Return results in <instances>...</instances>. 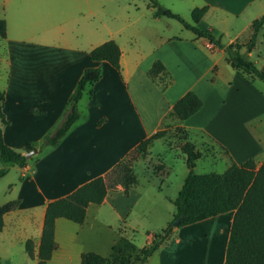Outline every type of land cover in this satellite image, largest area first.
<instances>
[{
  "label": "crops",
  "instance_id": "0c3cea01",
  "mask_svg": "<svg viewBox=\"0 0 264 264\" xmlns=\"http://www.w3.org/2000/svg\"><path fill=\"white\" fill-rule=\"evenodd\" d=\"M191 6H208L197 26L209 30L224 46L246 43L252 22L264 15V0H194ZM97 13V4L87 0H33L29 5L20 0H0V19L6 27V36L0 37V89L4 92L2 111L7 121L2 127V139L17 152L24 153L27 144L36 150L20 167L12 197L18 205L7 213L12 214L8 221L4 215L1 232L7 231L11 236L27 221L35 228V234L26 235L24 243L32 240L34 259L47 203L106 174L142 140L162 130L164 120H171L173 104L187 91H193L202 106L185 120L173 122L201 139L197 142L209 149L206 156L223 157L227 166L249 158L258 164L264 160V141L258 144L264 129V89L256 79L248 81L231 66L232 70L223 77V47L191 32L190 36H160L156 45L145 49L133 35L125 34L119 41L115 36L126 25L111 28L98 19ZM26 15L34 19L33 28L27 30L21 24ZM128 20L130 24V16ZM165 23L170 28V23ZM109 39L121 50L119 70L106 61L89 58L90 49ZM245 54L264 69L260 67L264 23L255 46ZM155 60L163 63L171 78L163 89L159 77L152 79L148 75ZM88 67L99 68L100 77L86 86L77 102L78 120L54 147L39 151L43 137L59 125L69 98ZM254 119L260 120V132L250 125ZM160 139L149 145L148 157ZM153 154L159 163L164 158L162 152ZM132 168L138 182L126 190H110L102 203L90 204L83 223L72 226L69 220L56 219V247L47 263L80 264L83 252L109 257L110 252L108 255L102 248L108 241L111 250L119 237L120 225L132 242L133 233L144 230V246L164 228L174 213L171 201L186 176L181 185L178 183L175 195H164L162 184L156 186V179L147 182L156 188L144 192L136 159ZM157 169L153 171L156 178L161 181L165 176L162 183L170 182L171 168L164 173L161 167ZM161 194L168 204L161 202ZM21 214H26L23 221ZM233 215L234 211H229L174 228L143 264H224Z\"/></svg>",
  "mask_w": 264,
  "mask_h": 264
},
{
  "label": "trees",
  "instance_id": "16d2710c",
  "mask_svg": "<svg viewBox=\"0 0 264 264\" xmlns=\"http://www.w3.org/2000/svg\"><path fill=\"white\" fill-rule=\"evenodd\" d=\"M152 9V17H166L178 21L182 27L192 32L196 37L208 39L213 45L223 47L226 60L230 66L248 81L258 79L264 82V69L246 57L256 43L257 33L264 23V15L251 24V36L246 43L232 42L224 46L220 39L209 30L197 26L199 20L208 10V6L195 7L191 10V21H187L180 14L161 5L157 0H147ZM6 36L5 21L0 19V37ZM121 50L112 39L93 47L89 51V58L93 61H106L115 69H120ZM152 79L160 78L162 89L170 82L163 63L155 60L148 70ZM100 77V69L88 67L84 69L76 87L69 98L68 108L63 114L59 125L43 137L39 151L46 147H54L68 129L78 120L77 102L83 95L87 85L96 82ZM4 92L0 89V178L10 166L24 167L30 158L25 153L35 150L27 144L24 153L8 147L2 139V127L7 124L2 107ZM202 106L201 99L193 92L187 91L172 106L169 117L175 120H185ZM184 132V142L181 150L185 155L187 175L177 196L172 200L174 213L171 220L160 231L154 233L150 243L139 250L133 257L136 247L126 233L125 227L117 229L118 239L111 246L109 257L96 252H83L80 264H143L147 258L164 243L174 228L196 223L203 219L234 211L229 238L225 251L224 264H264V160L258 164L254 158L236 164L231 163L222 173H196L194 171L197 160L206 156L205 152L190 141V132L179 127ZM164 129L142 140L127 156L117 163L109 172L80 185L66 196L47 203L44 211L43 226L37 249V264H46L50 260L56 247L54 239V225L58 218H64L76 224L84 222L86 209L90 204H100L110 190L122 187L125 190L138 181L133 172L132 162L138 154L145 156L149 145L156 139L163 138ZM205 150L209 152L208 147ZM17 200L0 204V232L4 227L3 217L14 210ZM179 219L178 225L173 222ZM24 250L28 257L34 258V244L28 239L24 243ZM1 264V263H0Z\"/></svg>",
  "mask_w": 264,
  "mask_h": 264
},
{
  "label": "rangeland",
  "instance_id": "374dc122",
  "mask_svg": "<svg viewBox=\"0 0 264 264\" xmlns=\"http://www.w3.org/2000/svg\"><path fill=\"white\" fill-rule=\"evenodd\" d=\"M33 0H20V2H25V5H29L32 3ZM83 1V0H78ZM90 2V4H97L98 7V13L97 17L98 19L102 20L107 26L109 27H118V25L125 26L123 31H121L120 35L116 34L115 37H118V40L120 38H123L125 34L133 35L138 42V45L142 48H148L151 46L156 45L158 38L160 36H167L172 35L175 33L184 34L186 36H190L191 32L184 29L182 25L170 18L166 17H160L154 18L152 17V9L148 7L147 0H87ZM161 5L171 9L173 12L180 14L184 19L187 21H191V5H193L194 0H157ZM128 16L131 18V23H129ZM27 17V18H26ZM26 18L24 21H22V25L24 26L23 29L27 30L30 28H33V22L34 19L32 16H24L23 19ZM162 18V19H161ZM133 20V21H132ZM42 17H39V22L42 24L43 22ZM170 23V28L167 29L166 23ZM200 27V26H199ZM113 40V39H112ZM226 60V59H225ZM223 61L220 63L223 67L222 73L223 77L227 75V72L232 70L229 63L226 61ZM250 60V59H249ZM260 67H264V56L262 60H260ZM2 67H0L1 70ZM222 76L221 78L224 79ZM258 84V86L263 87L264 89V82L261 80L256 79L255 80ZM172 120V121H171ZM164 120V137L158 141H156L155 145L151 148V151L153 153L155 152H162L164 155V158L159 163L157 162L156 158H154V154L148 157L146 154L145 156L136 155L134 158L137 160L138 166L140 167L138 171L140 174L139 180H140V186L143 188L144 192L149 190H154L156 188L151 184H147L148 180H157L155 181L156 186H161L162 184V191L164 195L167 193L168 195H175V191H177V185H181L184 177L187 174V167L185 164V155L183 154L181 150V146L184 142V132L181 130L178 126L175 125L173 122L174 120L171 119ZM250 125H252V129H255V131H259L260 126V120L254 119L251 120ZM264 130V129H263ZM263 130L260 132L262 136L259 134L260 141L258 139V144H261L262 141H264V132ZM197 135L193 134V136H190V141L196 144L198 148H200L202 151L205 152V154L208 153L207 150H205L204 146L200 145V138L196 137ZM199 139V140H198ZM262 140V141H261ZM199 141V142H197ZM25 155V154H24ZM33 156V155H32ZM31 156V157H32ZM30 157V158H31ZM3 166V163L0 160V168ZM162 169V173H164L165 170H167L169 167L171 168V171L169 173L170 176V182L162 183L163 180H165V176L162 178V180H158L153 173V171L158 170L157 168ZM227 164L225 159L223 157H216L210 158L208 156L203 157L199 160H197L194 171L196 173H222L227 168ZM160 171V170H159ZM160 173V172H159ZM20 174V167L18 166H10L8 168L7 173L0 178V204H4L8 201L12 200V197L14 196V186L18 184V176ZM168 190H167V185ZM161 202L163 204H168V201H164L163 194L158 195ZM171 205L174 207L172 201ZM139 213H136V216ZM12 217V214L9 213L5 216L6 220L8 221L9 218ZM20 218L23 220L26 219V214H21ZM16 220V218H15ZM72 226H77L76 223H73L71 221H67ZM25 227L29 230V232L26 230L24 226H20V229L16 228L13 231V234L10 236L7 231H4L3 233H0V262L1 264H37V260L34 258H30L27 256L25 250H24V240L26 238V235H34L35 234V228L31 227L27 221L23 222ZM30 233V234H29ZM111 236H113V233H110ZM110 234L107 235V240L110 239ZM134 236L132 237L134 245L136 247L135 251L133 252V257L138 256V252L142 246L145 245V238H146V232L144 230H136L134 233ZM11 239V241H9ZM100 241V239H98ZM100 244V243H99ZM110 242L107 241V245L102 248L105 250L106 253L110 252L109 248ZM101 246H103L101 244ZM100 247V246H99ZM46 264H52V263H46Z\"/></svg>",
  "mask_w": 264,
  "mask_h": 264
},
{
  "label": "water",
  "instance_id": "95a60500",
  "mask_svg": "<svg viewBox=\"0 0 264 264\" xmlns=\"http://www.w3.org/2000/svg\"><path fill=\"white\" fill-rule=\"evenodd\" d=\"M36 153V150H32V151H29L27 153H25V156L26 158H30L32 155H34ZM178 222H179V219H176L174 222H173V226L176 227L178 225Z\"/></svg>",
  "mask_w": 264,
  "mask_h": 264
}]
</instances>
